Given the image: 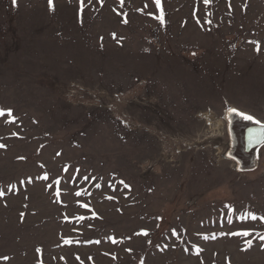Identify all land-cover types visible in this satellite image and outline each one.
<instances>
[{"label":"rangeland","instance_id":"1","mask_svg":"<svg viewBox=\"0 0 264 264\" xmlns=\"http://www.w3.org/2000/svg\"><path fill=\"white\" fill-rule=\"evenodd\" d=\"M264 0H0V264H264Z\"/></svg>","mask_w":264,"mask_h":264},{"label":"water","instance_id":"2","mask_svg":"<svg viewBox=\"0 0 264 264\" xmlns=\"http://www.w3.org/2000/svg\"><path fill=\"white\" fill-rule=\"evenodd\" d=\"M234 119L228 127L233 141L231 158L239 163L240 170L248 171L255 162L258 148L264 145V123L243 118Z\"/></svg>","mask_w":264,"mask_h":264},{"label":"flooded vegetation","instance_id":"3","mask_svg":"<svg viewBox=\"0 0 264 264\" xmlns=\"http://www.w3.org/2000/svg\"><path fill=\"white\" fill-rule=\"evenodd\" d=\"M237 113H239V114H237ZM244 116H246V115H244L243 113H240V112H237V111H229V112L226 114V117H225V118H226L225 131H226L227 139H228V143H229V148H228V152H227V154H228V157H229V158L235 163V165H236V167H237L238 169H240L241 166L239 165V163H238L237 161H235L234 159L231 158V153H232V151H233V141H232L231 138H230V135H229V132H228V127H229L231 121H232V120H235L234 118H237V119H241V118H243V119H245ZM252 120H254V119H252ZM254 121H256V120H254ZM256 122H257V121H256ZM258 123H259V122H258ZM261 124H263V123H261ZM263 147H264V145L258 148V150H257V152H256L255 162H254L252 168L249 169L248 171H252V170H254V169L257 167V165H258V163H259V162H258V159H259V153H260V150H261Z\"/></svg>","mask_w":264,"mask_h":264},{"label":"snow or ice","instance_id":"4","mask_svg":"<svg viewBox=\"0 0 264 264\" xmlns=\"http://www.w3.org/2000/svg\"><path fill=\"white\" fill-rule=\"evenodd\" d=\"M121 2H122V0H121ZM205 2L207 3L208 0H205ZM50 4H51V0H50ZM231 111H235V110L233 109V110H231ZM237 114H239V113H237ZM244 118H245V119H248V120H252V119H253L251 116H244Z\"/></svg>","mask_w":264,"mask_h":264}]
</instances>
